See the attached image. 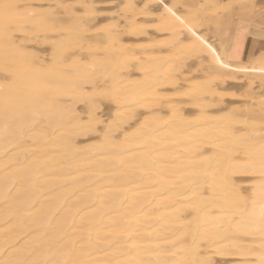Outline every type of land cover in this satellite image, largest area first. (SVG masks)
<instances>
[{
  "label": "bare ground",
  "instance_id": "6f19581e",
  "mask_svg": "<svg viewBox=\"0 0 264 264\" xmlns=\"http://www.w3.org/2000/svg\"><path fill=\"white\" fill-rule=\"evenodd\" d=\"M19 2L0 0V69L7 72H0V264H197L196 257L202 262L209 253L203 250L205 243L212 248L224 244H218V254L224 255L253 250V264H264V138L254 139L263 133L256 131L264 130L257 125L264 118L250 114L243 127L249 133L235 137L230 131L235 116H194V110L182 108L186 104L171 105L167 114L152 111L164 96L158 86L176 84L173 72L179 58L138 60L141 77L134 80L129 62L140 52L127 49L115 29L107 36L119 59L69 60L64 50L74 47L76 34L63 31L55 33L59 58L47 67L46 60L33 49L29 52L10 30L31 23L54 32L60 22L49 10ZM228 15L220 25H208L207 34L202 32L205 27L192 28V38L199 37L193 48L207 52L210 60L215 50L222 53L225 44L230 47L223 33L230 30ZM80 23L77 33L83 35L88 24ZM251 59L256 64L243 72L264 77V51ZM220 60L224 66L228 63L224 57ZM95 75L101 77L99 82L107 80L99 87ZM89 83L94 90H87ZM99 89L117 109L112 121L106 119L108 129L89 138L86 134H96L101 123L95 112L97 97L92 99ZM85 99L95 111L86 108L89 115L82 117L75 103ZM118 126L122 130L112 134ZM81 136L87 140L78 139ZM240 145L246 153L238 158ZM247 171L261 173V178L252 191L243 192L232 176Z\"/></svg>",
  "mask_w": 264,
  "mask_h": 264
},
{
  "label": "rangeland",
  "instance_id": "374dc122",
  "mask_svg": "<svg viewBox=\"0 0 264 264\" xmlns=\"http://www.w3.org/2000/svg\"><path fill=\"white\" fill-rule=\"evenodd\" d=\"M19 1L25 3L27 6H29L32 9H34L36 6V10H40L39 8H41V10H49L53 16H57L55 18L57 21L60 22V25H61V21H63V24H62L63 27L58 25L59 27H56V29H55V31H57V30L60 31L59 33L55 32L54 30H53L54 32H52V31H48V30L38 29L34 24L32 25L31 23L30 24L25 23L27 26L25 24H22V25H20V27H11L12 30H10V31L13 35V38L20 41L24 46H26V49L29 50V52L32 51V49H33L32 52L34 54H36L37 56H40V58H43L44 63L47 62L46 63L47 67L49 65L50 66L53 65L52 63H54L56 57L59 58L60 49L54 43L56 41H58L57 35H59L63 31L70 32L73 35L76 34V37H77V39H76V37H74L76 39V41H75V39H73V41L75 43L74 47L72 49L64 50L65 52L63 55H65V57H67V58L69 57V60H80V61L85 62V63L86 62L90 63L91 61H94L95 59L98 60V58H99V60H104V59L109 58V57H111V60L115 57H116L115 60L119 59V58H117L118 57L117 51L115 49H111L109 47L110 39H109V36H107L108 31H110L111 29H115L119 38H121V40H123L122 42L124 44H126L125 46L127 47V49L129 48L130 51L133 50L134 53L136 52L135 55L137 54V52H140L138 54L143 57L142 58L137 54L141 59H137V58H139L137 56V58H134V60H131L129 62L130 65H129L128 69L132 73V78L134 80L135 79L138 80L141 77V71L138 68V63H139V61H142V59H145L147 57H150V58L160 57V58H165V59L166 58L175 59L177 57L179 58V63L176 64L178 66V67H176L177 70H175V72H173L174 79H175V81L177 80L176 84H174V85L169 84L170 87L168 84H165V83H164L165 85L163 84V86L162 85L158 86L159 90H160V88H162L160 90L161 94L163 93L164 96L166 95L167 97L165 96L166 97L165 98L163 96L161 102H159L158 104H156L155 106H153L151 108L152 111H154V112L159 111L158 112V114H159L160 110H161V114H165V113L167 114L171 105L177 104L179 107H181L182 105L186 104V105L182 106V108L184 107V109L189 108L191 110H194V113L192 112L194 114V116L195 115L199 116L200 114L201 115L207 114V115L219 116V117L224 115L223 117H225V116L230 115V118H232V119L235 116L236 119H234L232 122H230V125H231L230 131L235 137H240L243 134L249 133L247 131V129H244V128H246V126L244 125L245 124L244 121H246L247 125L249 124L248 122H250V120H248V117L251 116L250 114H252V115L255 114L254 116H257V118H262V117L264 118V115H263L264 114V106H263L264 105V89H263L264 88L263 87L264 77H260L258 74L251 73V72L250 73L249 72H245V73L243 72L245 67H248L251 64L255 65L256 61H254L253 59H244V60L240 59V55H238V52H239V46L241 44L239 42L236 43V42H229L228 41L227 43L230 44V47L222 50V53H220L218 50H215L214 51L215 57L211 60L209 58H206V57H208V53L206 51H204V52H206V54H205V53L197 51L193 48V43H196L194 41V39L199 40V37L192 38V36H191L192 28L195 30H197V29L202 30L205 27V31L203 29L202 32L204 34H207V32H208L207 26L208 25H211L212 27H213V25L214 26L220 25L222 23L221 19H222L223 15L224 14L227 15V13L230 11L229 2H222L220 0H133V2H132V0H130V1L129 0H116V1L115 0H37V3L35 2L36 0H19ZM115 3H117V4H115ZM222 9L224 11H222ZM74 13H75V15H74ZM69 14H71V15H69ZM77 14L79 16L81 15L80 17H82V18L76 19ZM82 14H84V15L86 14L87 17H85L86 15L84 16ZM68 15H69V17H68ZM228 16H229V19L227 22L230 23L229 22L230 15H228ZM65 17L68 19H65ZM83 17H84V20H83ZM217 18H219V19H217ZM215 19H217V20L215 21ZM72 20L74 21L73 23H72ZM76 20H77V22H76ZM78 20H79V25L81 24L80 22L88 24L83 35H79L77 33L76 27L78 26ZM64 22H66V23H64ZM74 23H76L75 24L76 26L73 27ZM28 25H29V27H28ZM71 25H72V27H71ZM199 27H202V28H199ZM229 27H230V24H229ZM63 28H65V29L63 30ZM74 29H76V30H74ZM101 29H106V30H101ZM37 30H39V31H37ZM22 31H25V32L22 33ZM71 31L74 33H72ZM102 31H104V32H102ZM132 31H134V32H132ZM92 32H93V34H92ZM96 32H98V34ZM203 33H202V35H204ZM64 34H65V32H64ZM66 34H65V38L68 39L70 37V35L69 34L66 35ZM177 34H179V35H177ZM86 35H87V37L85 38ZM29 36H30V38H29ZM175 36H177V37L175 38ZM180 36L181 37L183 36V37L181 38ZM80 37H82V38H80ZM174 38H175V40H174ZM179 38H181V39H179ZM178 39L180 40V42ZM100 40L102 41V43ZM106 40H107V42H106ZM132 40H133V42H132ZM88 41H89V43H88ZM94 41L96 43L97 42H99V43L96 44ZM90 43L93 46L96 44L97 47H96V45L94 47L91 46ZM107 45H108V47H107ZM181 45H182V47H181ZM76 46H79V47L77 48ZM86 47H88V48H86ZM103 47L106 50H102ZM130 47H131V49H130ZM188 47H189V49H191V48L192 49L189 50ZM99 48H101V49H99ZM88 50H90V51H88ZM91 50H93V51H91ZM146 50L148 52L147 53L148 55L145 53ZM55 51H56V53H55ZM196 52L197 53L199 52V53L196 55ZM109 53H111V54H109ZM141 53H145V54H141ZM200 54L201 55L203 54L206 59L204 58L203 55H202L203 57L201 56V58H199ZM85 57H87V58H85ZM221 57H224V59L227 60V62H228L225 66L223 65L224 62H221V60H220ZM197 59H199V60H197ZM204 59H205V61H204ZM208 59H209V61H208ZM45 60H46V62H45ZM83 60H85V61H83ZM136 60L137 61L139 60V61L137 62ZM206 60H207V62H206ZM199 62H200V64H199ZM201 62L202 63L205 62V63L202 64ZM132 63H134V64H132ZM180 63H181V65H180ZM241 64H242V66H241ZM164 65H165V62H161V64L159 66L162 68ZM204 65H205V68H204ZM209 65L212 66L213 68L211 67V69H210ZM243 65H246V66H243ZM229 66H231V68ZM215 67H216V69L214 70ZM180 70H182L183 73H180ZM204 71L207 73H204ZM0 72H4L7 74V72H5L1 69H0ZM244 75H245V77H244ZM248 75H249V77H248ZM176 77L178 79H176ZM219 78L221 79L220 81H219ZM95 79H97V80L95 81ZM99 79L101 80V77L96 76V78H94V83L96 84V82H97L96 85H98L100 87L105 82V80H107V79H104V82L103 81L99 82L100 81ZM236 80H238V81H236ZM7 81H10V80H7ZM190 81H192V82H190ZM247 81L249 82V84L251 83V85H252L251 86L252 88L250 87L251 89L250 88L248 89L249 84ZM251 81L252 82L254 81L255 83L254 82L253 83L255 85L252 84ZM177 83H178V85H177ZM196 83H198V84H196ZM258 83H260L259 86L256 85ZM99 84H101V85H99ZM246 84H248V85L246 86ZM261 84H263V85H261ZM203 85H206V86H203ZM212 85L213 86L215 85V87L213 88ZM260 85H261V87H260ZM86 86H87L86 87L87 90L93 89L91 87V86H93L92 83H89V85L86 84ZM174 86H175V88H174ZM253 86H254V88H253ZM204 87L206 89H204ZM256 87L258 88V90H259V88H261L259 90L260 92L257 90ZM202 88L205 91L207 90L206 93ZM215 88H217V89H215ZM196 89H198V91L194 92V90H196ZM228 89L230 91L232 89L231 92L233 94ZM244 89H245V92H244ZM253 89L256 91L252 92ZM97 90H96V92H97ZM249 90L252 93L251 92L249 93ZM241 91H243V93ZM97 93H98V95L94 94V96H92V99L97 97L96 98V107L97 108L95 107L96 111L94 109H92V106L90 108V104H89L90 102H88L89 101L88 99L87 100L85 99L83 101H79V104H78V102L75 103V105L76 104L78 105V106L76 105V108H77V111H79L78 113L81 116L83 115L82 117H87L89 115V113L93 112V111H95L98 114V116H100L101 123H99L100 125L98 124L97 130L101 133H98V131H95L96 134H90V132H88L86 135L89 134L88 135L89 138L93 135L99 136L102 133H104V131H106L108 129L107 123L109 121H112L113 115L115 114L116 109H117V105H115L116 103L114 101H109V100H112L111 98L108 99L107 97L101 96L102 92L100 93V89H99V92H97ZM195 93H197L198 96L195 95ZM249 94H250V96H249ZM175 95H176V97H175ZM194 95L196 98L193 97ZM256 95H258V96H256ZM259 95H261V96H259ZM255 97H257V99ZM223 98H225V99H223ZM252 98H254L255 100ZM180 99H182V100H180ZM250 99L253 101H250ZM202 100L206 103H204ZM209 100H211V101H209ZM256 100L261 101L260 103H263V104L262 105L259 104V106H258V104L257 105L250 104L252 102H256ZM175 101H177V102H175ZM67 102L69 103V101H67ZM198 102H203L204 104L203 103L202 104L204 106L202 104H201L202 106L199 105L200 103L197 105ZM113 103H115V104H113ZM161 103H162L163 107L161 106ZM97 104H98V106H97ZM86 105L89 107H87ZM228 105H230V106H228ZM199 106L202 108L200 109ZM224 106H226V107H224ZM86 108H88L87 110H90L89 113H87L88 111L85 110ZM259 109L261 111L252 112L254 110H259ZM220 110H222V111H220ZM162 111H164V112H162ZM95 112H94V114H96ZM113 112H114V114H113ZM144 112H146V111H144ZM215 112H216V114H215ZM193 114L191 116H193ZM101 116H103V117H101ZM231 116H233V117H231ZM254 116H252V117L254 118ZM102 118H103V120H102ZM191 118H195V117H191ZM106 119L109 120L107 123H106V121H107ZM258 121H257V125H259L260 128L264 129V122L259 121V123H258ZM125 125L126 124H124L123 127ZM234 129H236V130H234ZM121 130H122V127L118 126L116 128V130H114L111 133L115 135L118 132H120ZM261 131H263V133H262L263 135L260 133V134H258V136H259L258 137L256 132L259 133ZM256 132H254V133H256L257 139L256 138H254V139H255V141L257 140L256 142H260V140H263L262 138H264V130H260V131H256ZM254 137H255V135H254ZM78 139L87 140V136H81ZM85 143H86V141H85ZM258 145H260V144H258ZM243 147L244 146H242V145L239 146L240 149L238 148V150L235 154L236 157L238 156V158H240L239 156L241 155L240 153L242 151L244 152V154L246 153L245 152L246 150ZM242 148L245 151L242 150ZM239 150H241V151L239 152ZM243 156H246V155H243ZM249 173H251V174H249ZM256 173L257 172H248L247 171L246 173L244 172V173L234 174L232 176V178L235 181V183H237L240 187H243L242 188L243 192H245V190H247V189H250V191H252V189L254 188V185H256L257 182H259L260 178H261V176L258 177L259 175H261V173H257V174ZM252 175H253V177H252ZM256 177H258V178H256ZM237 178L238 179L240 178V180H238ZM254 180H255V183H254ZM227 234H228L227 237L230 238V240H232V242L235 241L232 239L234 237V235H232L233 233L231 231H230V234L233 237L229 233H227ZM237 237L238 236H236V238ZM238 239H240V238H238ZM238 239H236V240L238 241ZM203 240H200V241L203 242ZM228 240L229 239H227V241ZM232 242L230 241V244ZM228 243H229V241H228ZM218 244L220 245V247L222 245H224L222 243H216L215 244L216 247L213 245V248L215 247L213 250V248L210 247L212 245L207 246L205 243L204 244L205 247H204V245L201 243V245H203V250H204V248H205L206 252H208V250H209L210 254L205 253L208 257H206V255L202 254L203 255L202 256V262H200V259L198 260V257H196L197 258V264H203V263L208 264L207 263L208 261L211 262V264H244V262H245V264H253L252 261L256 260V257L254 255L253 250H249V251L247 250L248 254H246V253L245 254H238V253L232 254V253H230L228 255L227 254L224 255V253H222L223 254L222 255L220 252V254H221L220 255V254H218L219 253L218 249H220ZM206 246L209 248H207ZM201 249H202V246H201ZM201 249H200V251H201ZM252 252H253V254H252ZM243 255L245 257H243ZM251 256L255 257L254 258L255 260H253V258ZM209 259H212L213 261L209 260ZM218 260H220V261L222 260V261L220 262ZM246 260L248 263L246 262Z\"/></svg>",
  "mask_w": 264,
  "mask_h": 264
},
{
  "label": "crops",
  "instance_id": "0c3cea01",
  "mask_svg": "<svg viewBox=\"0 0 264 264\" xmlns=\"http://www.w3.org/2000/svg\"><path fill=\"white\" fill-rule=\"evenodd\" d=\"M220 1L230 4V30L223 33L228 36L229 42L236 41L241 44L238 52L240 59H251L260 51H264V0ZM227 46L225 44V48H228Z\"/></svg>",
  "mask_w": 264,
  "mask_h": 264
},
{
  "label": "snow or ice",
  "instance_id": "6c2138e0",
  "mask_svg": "<svg viewBox=\"0 0 264 264\" xmlns=\"http://www.w3.org/2000/svg\"><path fill=\"white\" fill-rule=\"evenodd\" d=\"M262 39H264V37H262Z\"/></svg>",
  "mask_w": 264,
  "mask_h": 264
}]
</instances>
